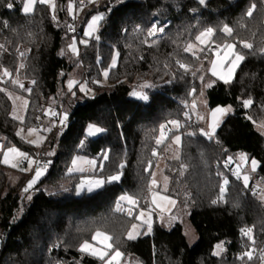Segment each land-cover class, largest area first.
<instances>
[{
	"label": "trees",
	"instance_id": "16d2710c",
	"mask_svg": "<svg viewBox=\"0 0 264 264\" xmlns=\"http://www.w3.org/2000/svg\"><path fill=\"white\" fill-rule=\"evenodd\" d=\"M65 2L55 0L53 11L36 4L32 12L25 14L18 0H0V45L7 49L0 51L2 149L13 146L27 155L40 150L51 161L49 172L28 193L9 182L7 171L13 170L0 164V264H99L79 251L81 244L90 242L97 231L112 238L111 251L118 248L123 261L264 264V206L252 181L248 187L253 191L248 192L240 179L230 178L227 173L232 168L229 158L245 156L258 162L254 178L264 182V135L256 131V125L264 122L262 0H206V6L198 0H103L97 9L103 14L98 32L79 49L82 69L95 94L84 97L75 89L83 101L74 107L69 105V119L61 136L56 139L51 131L43 147L34 149L19 139L16 131L19 126L38 128L46 107L52 104L54 112H58L63 105L68 96L64 93L65 74L70 68L67 58L59 55L63 40L69 36L79 39L83 25L95 12L87 11L92 5L83 9L86 13L78 25L68 16ZM253 2L256 9L249 17L246 12ZM74 21L77 32L70 34L68 28ZM156 21L163 31L150 37L149 29ZM224 25L233 29V37L227 42L235 43L236 51L245 59L230 84L213 80L205 92L208 109L227 106L231 110L214 136L206 139L197 132L189 105L202 90V62L213 53L200 52L201 59L197 60L184 48L189 42L194 44L195 35L203 29L218 30ZM216 36L223 37V33L217 31ZM241 40L253 48H242ZM21 52L24 56H20ZM114 57L115 66L110 67ZM178 60L190 70L181 69ZM4 68L12 75L4 76ZM105 70L107 86L102 87ZM145 82L152 85L146 91L149 100L143 103L129 98L130 86ZM193 88L196 91L190 94ZM4 89L26 98L21 122L12 119L11 102ZM248 99L253 103L246 108L243 101ZM71 100V104L75 103ZM171 120H179L181 126L170 136L177 134L181 140L179 159H166L167 194L176 201L177 208L188 211V222L197 235L192 246L181 225L167 231L156 218L148 235L142 233L135 240L126 238L138 211L148 206L149 180L157 158H164L166 146V142L157 145L156 140L161 125L168 128ZM89 126L103 131L88 137ZM193 132L195 135H188ZM105 151L108 159L101 160ZM51 152L53 155H47ZM76 156L95 160L98 166L102 163L103 170L98 173L104 179L119 173L120 180L94 193L75 196L77 176H69L67 171ZM181 163L186 168L183 175ZM225 178L228 185L221 196ZM29 193L31 199L27 198ZM124 195L133 196L138 203H129L117 211ZM213 200L218 202L213 204ZM247 229L252 231L244 235L242 230ZM217 244L224 248L219 256L213 255ZM243 245L248 252L262 249L263 253H257L252 261L247 257L241 260Z\"/></svg>",
	"mask_w": 264,
	"mask_h": 264
},
{
	"label": "rangeland",
	"instance_id": "374dc122",
	"mask_svg": "<svg viewBox=\"0 0 264 264\" xmlns=\"http://www.w3.org/2000/svg\"><path fill=\"white\" fill-rule=\"evenodd\" d=\"M19 2L22 3V6L24 8L26 0H18ZM89 2V0H84ZM103 0H92L90 3L92 6L87 9V11L95 10L94 14H92L89 19L85 22L83 25V30H82V36L77 39L74 36H69L65 37L63 40V44L61 47V50L59 52V55L62 57H66L68 64L70 65L69 70L66 71V78H65V83H64V93L68 94V96L65 98V101L63 105L60 107L59 111L57 113H62V112H68L70 114V107H74L77 102H82L83 101V96L84 97H91L93 96L94 90L91 88V83L87 80L86 78V72L85 69H82V64L80 60V54H79V49L80 47H83L88 44L89 40L95 38L99 25L101 20L94 24L91 29H89L88 25L89 23L92 22V17L97 16L99 14H102V12L97 11L98 7L101 5ZM36 4H41L38 2H35L33 4L32 10ZM52 4L55 5V0H50V3H45L44 5L48 6L51 11H53V7L51 6ZM71 6V7H70ZM65 10L67 11V14L70 18L73 20H77V24H81L83 20V16L85 15L86 11L83 10L81 7H76L73 0H66L65 5H64ZM24 12V11H23ZM32 12V11H31ZM85 32H90V35H85ZM82 41H85L86 43H82ZM75 42V47L77 49V52L74 53L72 49L69 47V45H72ZM194 50L199 54V48L202 46L198 42L194 43ZM24 52V51H23ZM192 54L191 52H189ZM115 58V63H116V57ZM113 58V59H114ZM112 59V61H113ZM212 61H216V73L217 75L213 76L212 75ZM241 62H238L240 65ZM110 67L112 66V62L110 64ZM239 67V66H238ZM238 67L234 68V71H232V74L229 75L230 69L232 68L231 65L227 63L226 57L223 54L222 50H219L216 53H213L211 55H208L205 60L202 62V73L200 75L204 77V80L202 81V90L201 92L203 93L201 95V92L198 94L196 99L192 100L190 105H189V111L192 116V119L196 122L197 124V132L200 133L204 138L209 139L207 136L203 135L199 130L203 129L206 132H212L214 128V134L216 130L219 128L221 125L222 121L225 119V117L230 114L231 110L227 112V114L224 113H216V116L213 117L211 115L212 111L217 109H208L206 106V98H205V92L209 88L206 85L208 83H212L213 80L219 81L224 83L223 79H220L221 76L226 77L231 79V81L234 78L235 72ZM85 72V73H84ZM107 72V70L102 72V77L100 81V85L107 86V76L104 75V73ZM199 77V80H200ZM73 81V87L71 89V92L69 91V81ZM81 84L85 85V92H87V95H85V92H81L79 90V87ZM225 84V83H224ZM148 85V87H146ZM27 87V86H26ZM131 90L129 92V98L141 101L143 103H146L145 101H142L140 99H137L131 93L133 91L140 92V93H145L146 91L150 88H152V85L149 82H145L142 84L138 85H131ZM80 92L81 94H77L76 91ZM6 95L8 96L10 102H11V117L12 119L16 120L17 122H21L25 116V105L24 101L26 98L14 91H11L9 89H4ZM72 92H75V95H72ZM71 93V94H70ZM11 94V98L9 96ZM70 95V96H69ZM16 97H19L20 99H16ZM73 98V104H71V99ZM54 105V103H53ZM70 105V107H69ZM193 105H195L193 107ZM16 109L15 111V117L13 114V109ZM219 108H224V109H230L229 107H219ZM51 109V111H48ZM54 110L52 109V104L49 105L48 107L45 108V117L42 120L41 124L39 125L38 128H28L24 129L23 127L19 126L16 134L19 139H21L24 143L29 145L31 148L34 149H40L43 147V145L46 142V139L49 137V133L52 131L54 136L59 138L61 134L63 133V128L60 123H59V118L57 116H53L51 113ZM47 113V114H46ZM56 117L57 121L54 120L53 118ZM200 117H204V119H200ZM22 118V119H21ZM69 119V117H68ZM210 125L213 127L210 128ZM218 125V126H217ZM94 126L90 129V126L86 130V136L88 137H95L97 136L98 133L94 132ZM29 129H35L33 132H29ZM177 128L174 127L173 125L170 124L168 128L164 131V139L163 142H166V146L164 148V158L163 157H158L156 160V165L155 168L152 172L154 174V178L156 180V185L152 186V190L149 191L148 193V206L144 210L138 211L137 216H139V219L136 218V222L134 224L137 225L136 229H132V226L129 231H133V234L135 236L134 239H137L141 234L143 235H148L150 232L148 230L149 225L151 227L154 224V218H156L158 224L165 230H170L174 225L179 224L182 227V232L184 237L186 238V241L189 246H192L196 243L197 241V235L191 225L188 222L187 216H188V211L187 209H183L182 207L177 208V203L175 206L171 205L167 199H164V197H169L167 194L168 186H169V178L165 175L164 170L166 168V159L168 160H175L177 159V156L179 154V144L174 142V135L170 136L171 132L176 131ZM256 131L259 132L260 134L264 135V122L261 125H256ZM19 133V134H18ZM91 133V134H90ZM214 136V135H213ZM212 136V137H213ZM158 138H161V132ZM161 143V144H162ZM160 145V144H159ZM9 148H14L16 151L9 152L7 151ZM5 153L7 154V163H4V158H5ZM21 153H24L23 151L17 149L16 147L9 146L6 148H3L0 151V164L3 166H6L13 170L12 172L7 171V178L9 182L13 186L20 185L22 187H27L28 183L30 180L33 179L35 175V169H33V165H31V170H23V169H28L29 168V162L27 165L24 167L22 166L21 162L25 156H22ZM52 153V152H51ZM28 155L26 154V157ZM73 160H76L75 166L72 164L70 168H75L76 170L73 171H67V175H76L77 176V182L74 186V194L75 196H81L84 194H89V193H84L81 195L76 194V186L80 183L81 180H89V179H104L102 176L99 175V170H100V165L98 166L97 161L95 165L89 164L88 161H93L90 158L84 157V156H76ZM95 161V160H94ZM252 160H247L245 156H238L236 160L228 159V164L232 165V168L235 170V173H239L241 178L240 181L244 185L243 182V176L247 174L249 176L248 180V185L250 184V181H252L254 191L256 193V196L258 200L263 204L264 206V182L255 180L254 174L256 173L257 167H258V162L256 165V170L252 171ZM13 165H16L15 167ZM84 169V171H79V169ZM5 170V168H3ZM96 172V173H95ZM46 175L45 172H42L40 178L37 180L36 184L33 185L31 189H29V192H31L34 187L42 180V178ZM153 178V175L151 176ZM167 178V180L165 179ZM120 180V179H119ZM118 180V181H119ZM118 181H113L118 182ZM150 183V182H149ZM108 184V183H106ZM166 186V188H165ZM245 187V186H244ZM23 188V189H24ZM100 190V189H99ZM98 191V190H96ZM94 191V192H96ZM92 192V193H94ZM28 193V192H27ZM32 194L29 193V196ZM171 199V198H170ZM173 200V199H172ZM143 211V215H140V212ZM136 216V217H137ZM172 217H175L174 219ZM128 231V232H129ZM137 233H139L137 235ZM95 235V234H94ZM93 235V236H94ZM127 238V234H126ZM129 240V239H128ZM90 247L87 252H83L84 254L92 257L96 261H98L99 264H105V261L109 259V257L113 254L111 249L108 248V245L110 244L109 240H105L104 236H99L95 240H93V237L90 242H88ZM218 245V244H217ZM223 246V245H222ZM242 247V246H241ZM243 248L247 249L244 245ZM224 248L222 247L221 252H223ZM214 251H217L216 246L214 247ZM241 251V248H240ZM95 252L96 254H92ZM102 252H107L108 256L105 257V261H102L99 259V254ZM242 252V251H241ZM217 256V255H216ZM219 256V255H218ZM242 256V254H241ZM113 264H140L134 260H121V256L117 257L115 260H112Z\"/></svg>",
	"mask_w": 264,
	"mask_h": 264
},
{
	"label": "snow or ice",
	"instance_id": "6c2138e0",
	"mask_svg": "<svg viewBox=\"0 0 264 264\" xmlns=\"http://www.w3.org/2000/svg\"><path fill=\"white\" fill-rule=\"evenodd\" d=\"M35 2H37V0H26L24 8H23V11H24L25 14H28V13H30L32 11V7H33V4ZM38 2L41 3V4H45V3H50V0H38ZM89 2L91 3L92 0H89ZM198 3L200 5H202V6H206V0H198ZM51 6L53 7V9L55 8L54 4H52ZM7 7L11 8L12 4L8 3ZM255 9H256V3L253 2L250 5L249 9L247 10L246 15L251 17L253 15V11ZM53 19H55V16H53ZM102 19H103V14H99L97 16L92 17V22L89 23V25H88L89 29H91L94 24L98 23ZM4 27H8L7 22H4ZM69 27H71V26H69ZM158 31L162 32L163 28L162 27L161 28H157L156 25H153V27L149 31V36H154ZM217 31L223 33V37H217L216 36ZM85 35H90V32H85ZM214 37H215V39H214ZM229 37H233V29L231 27H229L228 25H224L222 28H220L218 30L216 28H213V27H207V28L203 29L197 35H195V41L198 42L200 45H202L199 48V52H201V53L202 52H206L207 50H209V42H211L212 45H215L214 48L210 49L211 51L216 52L217 50H222L224 56L226 57L227 63L232 66V68L230 69V72H229V75H231L232 71H234V68L239 66L238 62H241V61H243L245 59V55L242 54L240 51H236V44L235 43L227 42V38H229ZM96 38L98 39L99 37H96ZM82 43H86V42L82 41ZM239 43L242 46V48H244V49H252L253 48V45L251 43L246 42V41L241 40V41H239ZM69 47L72 49V51L74 53L77 52V49L75 47V42L72 45H69ZM194 48H195L194 44L189 42L185 46L184 51L185 52H191L192 55L197 60H200L201 57L197 54V52L194 50ZM0 51H7V49L4 47V45H0ZM260 51L262 53H264V48H261ZM19 54H20V56H24L23 52H21ZM211 63H212V69H211L212 75L215 76V75H217V73L215 71V69H216V61H212ZM177 64L179 65V67L181 69H184L185 72H188L190 70V67L188 65L182 63L179 60L177 61ZM112 66H115V58L112 61ZM19 67L23 68L24 65L21 64ZM197 71H199V70L197 69ZM3 75L4 76H11L12 74L9 72V70L7 68H4L3 69ZM104 75L107 76V72H105ZM192 75L195 76L196 75V71H193ZM0 79H2V78H0ZM220 79H223L225 84H230L231 83V79H229V78L221 76ZM200 80L203 81L204 77L201 76ZM12 82L13 83H17L16 80H13ZM168 82L170 83L171 81H168ZM32 83H35V81H32ZM212 83H214V82H212ZM212 83H208L206 86L207 87H211ZM73 84H74V82L70 80L69 84H68L70 92H71V89L73 87ZM19 87L23 88L24 86H23V84H20ZM146 87H148V85H146ZM79 90L81 92H85V85L81 84L80 87H79ZM25 91L31 92V89H25ZM195 91H196L195 88H193L191 90L190 94L195 93ZM202 94L203 93L201 92V95ZM72 95H75V92H72ZM85 95H87V92H85ZM131 95H133L137 99H140V100L145 101V102H147L149 100L148 95L145 94V93H140V92L133 91V93H131ZM9 96L11 98V94H9ZM16 99H20V98L16 97ZM23 103H24V105L26 107L27 106V101L25 100ZM252 103L253 102H252L251 99L243 101L244 107H246V108L249 107ZM194 106L195 105H193V107ZM229 110L230 109H224V108H219L218 107L217 109L212 111L211 115L213 117H215L216 113H218V112L227 114V112ZM15 111H16V109L14 108L13 109L14 118H17V117H15ZM48 111H51V109H49ZM51 114L53 116H57L59 118V123H60V125L62 127H66L67 126V121H68V117H69L68 112L65 111V112H62V113H57V112L53 111ZM185 115L187 116L188 114L185 113ZM37 119H39V117H37ZM200 119H204V117H200ZM249 119H250V117H249ZM168 123H170L171 125H173L176 128H179L181 126L179 120H171ZM212 127L213 126L210 125V128H212ZM91 128H92V126H90V129ZM165 130H166V126L165 125H161V138H158L156 140V144L157 145H159V144H161L163 142L164 131ZM33 131H35V129H29L30 133L33 132ZM102 131H103V129H101L99 127H95L94 128V132L95 133H100ZM199 131L203 135L207 136L209 139H211L212 136L214 135V128H213L212 132H206L203 129H200ZM188 135H195V133L194 132L193 133H188ZM180 140H181V137L179 135H175L174 136V142L175 143L179 144ZM7 151L13 152V151H16V149L9 148ZM21 155L26 157V154L21 153ZM47 155H53V153H48ZM153 155H156L155 150H153ZM28 159H29V168L28 169H23V170H31L32 161H31L30 158H28ZM107 159H108V156H107V152L105 151L102 154V156H101V160H107ZM177 159H179L178 156H177ZM229 159H231V158H229ZM3 162L4 163L8 162L6 153H5V158H4ZM76 162H77L76 160H73V165L74 166H75ZM88 163L92 164V165H95L96 161H94V160L93 161H88ZM251 163H252V166H253L252 167V171H255L256 170L257 161L253 159L251 161ZM50 164H51V161L49 160V161L45 162L42 167L38 166L35 169V175H34L33 179L29 181L28 186L25 187L24 192H28L29 189H31L33 187V185L36 184V182L40 178L42 172L46 171L48 165H50ZM226 164H227V162H226ZM13 166L15 167L16 165H13ZM123 166H124L123 164L120 165L121 168H123ZM99 167H100V170L102 171L103 170V164L101 163ZM73 170H76V169L75 168H70L69 169V171H73ZM184 170H186L185 165L183 163H181L180 175H183ZM79 171H84V169L81 168V169H79ZM152 175H153V179L151 181V185L149 186V191L152 190V186L156 185V180L154 178V174H152ZM234 175H236L237 179L241 178L239 173H234ZM119 179H120V174L118 173V174L110 175L106 179H89L87 181L81 180L80 183L76 186V194L77 195H81V194H84L85 192L91 194L92 192H94L96 190L102 189L105 186L106 183H111L113 181H118ZM165 179L167 180V178H165ZM248 180H249V176L247 174H245L243 176V182H244L245 188L248 187ZM227 185H228V180L225 178L224 182H223V185H221V187H220L221 196H223ZM165 188H166V186H165ZM253 195H255V193H253ZM27 198L31 199V196H28ZM164 199H167L171 205L175 206V204H176L175 200L170 199V197H164ZM120 200L121 201H128L130 204H133V205H136L138 203L137 200L133 196H130V195L121 196ZM217 202H218L217 200H213L212 201L213 204H216ZM116 210L117 211H121L119 203L117 204V209ZM128 214L131 215V212H129ZM143 214H144L143 211H141L140 215L142 216ZM136 218L139 219V216H137ZM172 218L174 219L175 217H172ZM136 228H137V225L133 224L132 225V229L134 230ZM148 230L151 231V225H149ZM251 231H252V229L242 230V233L244 235H248V233H250ZM138 234L139 233H137V235ZM99 236H104L105 240H111L112 239L110 236H107L105 233L97 231L95 233V235L93 236V240H95ZM134 238H135V236L133 234V231H129L127 233V239L132 240ZM253 243H255V242L253 241ZM89 247H90V245H89L88 241H85L83 244H81V246L79 248V251H81L82 253L83 252H87L89 250ZM111 247H112V245L109 244L108 248L111 249ZM222 247H223L222 244L216 245L217 251H214L213 255H217V256L220 255V250H222ZM92 254H96V253L93 252ZM121 255H122V253L117 248L113 252V254L109 257L108 260L105 261V257L108 256L107 252L100 253L99 254V259L102 260V261H105V264H111L112 260H115L117 257H119ZM244 256H247V258L249 260L252 259V255H251L250 252H245L243 254V256L240 257V259L243 260ZM261 259H264V256H262Z\"/></svg>",
	"mask_w": 264,
	"mask_h": 264
},
{
	"label": "built area",
	"instance_id": "2783aa9c",
	"mask_svg": "<svg viewBox=\"0 0 264 264\" xmlns=\"http://www.w3.org/2000/svg\"><path fill=\"white\" fill-rule=\"evenodd\" d=\"M73 2H74V4H75V6L76 7H81L82 9H86V8H89L90 6H91V4L89 3V2H87V1H84V0H73ZM261 7H262V11H263V13H264V0H262V2H261ZM153 25H156L157 26V28H160V27H158V22L156 21V22H154V24ZM167 24H165V26H166ZM71 27H69L68 28V32L70 33V34H74V33H76L77 32V26H76V23H75V21L74 22H72L71 23V25H70ZM153 27V26H152ZM151 27V28H152ZM150 28V29H151ZM74 29V30H73ZM150 29H149V31H150ZM161 32H157L154 36H156V35H158V34H160ZM154 36H150V37H154ZM215 47V45H212L211 44V42H209V50H207V52H209V53H216V52H218L219 50H217L216 52H213V51H211L210 49L211 48H214ZM30 84L28 83L27 84V86H29ZM2 150V143L0 142V151ZM28 158H30L31 159V161H32V165H33V169H36L38 166H43V164L45 163V162H47L48 160L44 157V153L42 152V151H40V150H38V151H35L34 153H32V154H30V155H28L27 156V158L25 157V158H23V160H22V162H21V164H22V166H26L27 165V163L29 162V159ZM50 167H51V164L50 165H48V167H47V170L46 171H44L45 173H48L49 172V170H50ZM228 176L230 177V178H236V175H234V173H235V170L233 169V168H230L229 170H228ZM151 181H152V179H150L149 180V182L151 183ZM247 191L248 192H252L253 191V188H251V187H248L247 188ZM241 248V254H242V256H243V254L245 253V252H248V250L247 249H245V248H243V246L242 247H240ZM251 253V255H252V259L251 260H249V261H252L254 258H255V256H256V254L258 253V254H262L263 253V250L262 249H260V250H258L257 251V253L254 251V252H250ZM244 257H247V256H244ZM111 264H113V263H111Z\"/></svg>",
	"mask_w": 264,
	"mask_h": 264
},
{
	"label": "crops",
	"instance_id": "0c3cea01",
	"mask_svg": "<svg viewBox=\"0 0 264 264\" xmlns=\"http://www.w3.org/2000/svg\"><path fill=\"white\" fill-rule=\"evenodd\" d=\"M55 118V120L57 121V118L56 117H54ZM68 122V121H67ZM151 179H153V178H151ZM151 185V183H149V185H148V187ZM24 188V187H23ZM25 189V188H24ZM24 189H23V191H24ZM127 204H129V202L128 201H121V203H120V208H121V210H122V207L124 206V205H127ZM150 233V232H149ZM148 233V234H149Z\"/></svg>",
	"mask_w": 264,
	"mask_h": 264
}]
</instances>
